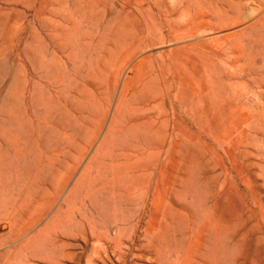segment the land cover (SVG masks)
<instances>
[{"label": "rangeland", "instance_id": "obj_1", "mask_svg": "<svg viewBox=\"0 0 264 264\" xmlns=\"http://www.w3.org/2000/svg\"><path fill=\"white\" fill-rule=\"evenodd\" d=\"M0 264H264V0H0Z\"/></svg>", "mask_w": 264, "mask_h": 264}, {"label": "bare ground", "instance_id": "obj_2", "mask_svg": "<svg viewBox=\"0 0 264 264\" xmlns=\"http://www.w3.org/2000/svg\"><path fill=\"white\" fill-rule=\"evenodd\" d=\"M116 184V183H115ZM135 243V242H134ZM129 253V252H128ZM143 255V254H142ZM130 257V256H129Z\"/></svg>", "mask_w": 264, "mask_h": 264}]
</instances>
